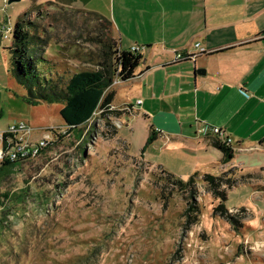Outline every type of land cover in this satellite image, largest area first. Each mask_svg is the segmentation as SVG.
I'll list each match as a JSON object with an SVG mask.
<instances>
[{"label":"rangeland","instance_id":"374dc122","mask_svg":"<svg viewBox=\"0 0 264 264\" xmlns=\"http://www.w3.org/2000/svg\"><path fill=\"white\" fill-rule=\"evenodd\" d=\"M9 1L0 0V24L11 32L9 39L0 34L7 49L1 48L2 56L8 57L0 65V135L25 123L32 130L25 140L34 146L46 139L51 144L45 152L53 154L25 159L1 184L0 192L26 194L23 202L12 199L0 234V264H264V177L219 165L212 176L226 201L208 191L203 177L178 185L164 171L139 163L138 150L121 145L129 130L113 140L117 119L131 110L125 106L105 114L99 109L75 137L60 116L62 105H34L11 74L14 30L22 18L35 38L33 81L66 84L76 73L99 69V38L111 36V27L50 0ZM80 149L92 157L80 158ZM125 152L136 160L123 168ZM117 161L122 164L116 167ZM221 202L241 226L214 215Z\"/></svg>","mask_w":264,"mask_h":264},{"label":"crops","instance_id":"0c3cea01","mask_svg":"<svg viewBox=\"0 0 264 264\" xmlns=\"http://www.w3.org/2000/svg\"><path fill=\"white\" fill-rule=\"evenodd\" d=\"M50 1L110 19L121 50L141 49L143 60L134 78L115 80L109 89L115 93L114 109H131L117 119L113 140L129 130L128 139L119 141L128 152L141 153L139 163L183 182L213 175L222 164L248 177H264V0ZM1 48L7 50L2 41L0 65L7 64ZM180 54L195 58L178 61ZM216 128L231 139L234 153L227 163L216 145L222 141ZM156 145L158 151L149 152ZM85 149L79 157H92ZM51 154L47 151L37 160ZM124 155L123 168L136 160Z\"/></svg>","mask_w":264,"mask_h":264},{"label":"trees","instance_id":"16d2710c","mask_svg":"<svg viewBox=\"0 0 264 264\" xmlns=\"http://www.w3.org/2000/svg\"><path fill=\"white\" fill-rule=\"evenodd\" d=\"M89 15L96 18L97 21L108 23L113 31L110 19L95 14ZM27 16L28 14L24 17ZM24 23L23 20H20L14 30L13 47L9 49L11 54L10 72L16 81L29 91L30 101L34 105L41 102L48 105H62L60 116L67 126L74 128V131L87 125L99 109L103 111V114L109 111L108 108L113 106L115 93H108V90L115 80L127 82L134 78L135 72L143 60V56L139 53L121 50L118 40L112 37L113 33L111 36L107 34L106 37L102 34L99 38V45L102 46L101 62H99L97 71L76 73L66 84L53 79L41 83L37 77L35 79L38 81L34 82L31 75L36 76L38 70L35 65L36 60L31 55V48L35 45V38L25 32ZM105 38L107 39L105 40ZM216 145L225 154L224 162H229L233 158L234 150L222 141ZM20 166V161L5 160L0 164V187L7 178L13 176L20 169ZM168 176L175 179L176 183L182 187L192 185L194 182V178L185 183L172 175ZM216 181L217 178L212 175L204 177L208 191L226 201L227 192H218ZM25 194L23 190L20 191L19 196L0 192V234L3 233V227L8 224L10 210L13 208L11 207L12 199L16 203L23 202ZM190 211L191 207L187 210L188 215ZM214 213L230 223L241 226L237 219L229 215L224 202H221Z\"/></svg>","mask_w":264,"mask_h":264},{"label":"built area","instance_id":"2783aa9c","mask_svg":"<svg viewBox=\"0 0 264 264\" xmlns=\"http://www.w3.org/2000/svg\"><path fill=\"white\" fill-rule=\"evenodd\" d=\"M0 33L3 34L5 39H8L11 32L3 28L2 25L0 24ZM197 49L200 50L201 53H206V51L201 48V46L198 44ZM141 49L135 47L131 51L133 53H139ZM192 56H183V55H177V60L182 61L186 59H194ZM243 94L246 97H249V95L245 92ZM142 102H138V105H140ZM108 110H111V107L108 108ZM101 113L103 111L101 110ZM92 121V120H91ZM91 121L88 123L91 125ZM70 131L73 133L74 128L69 127ZM31 128L29 125L25 123H18L16 125H13L9 131L3 133L0 135V164L3 163L5 160L9 161H20L23 162L25 159H28L29 157L32 158H37L40 155H42L47 149L49 144L51 142L47 141L46 139L38 142L36 145L31 146L26 140H25V135L31 133ZM215 134L220 136L222 138V141L230 145L231 144V139L227 138L224 134V132L216 128L214 130Z\"/></svg>","mask_w":264,"mask_h":264},{"label":"water","instance_id":"95a60500","mask_svg":"<svg viewBox=\"0 0 264 264\" xmlns=\"http://www.w3.org/2000/svg\"><path fill=\"white\" fill-rule=\"evenodd\" d=\"M17 1H20V0H10L9 4H12V3L17 2ZM199 74H200V72H199Z\"/></svg>","mask_w":264,"mask_h":264}]
</instances>
